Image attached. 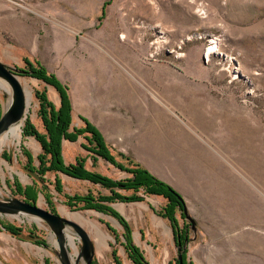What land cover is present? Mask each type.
<instances>
[{
	"label": "rangeland",
	"instance_id": "obj_1",
	"mask_svg": "<svg viewBox=\"0 0 264 264\" xmlns=\"http://www.w3.org/2000/svg\"><path fill=\"white\" fill-rule=\"evenodd\" d=\"M0 60L54 75L67 90L73 123L84 120L83 113L91 118L86 123H103L108 135H126L114 142L117 163L140 166L172 187L196 227L183 208L175 214L176 228L161 214L167 199L144 189L143 201L105 202L129 231L112 214L70 205L75 195L110 191L61 173H36L43 149L24 129L30 122L46 132L37 91L47 89L57 106L60 99L52 86L23 74L18 77L30 84L34 102L21 142L0 153V196L24 200L17 185L34 187L43 209L67 219L65 211L81 213L96 223L109 247L100 254L95 244L94 264H116L113 254L134 264L129 245L148 264H179L177 230L189 235L186 264H264V0H0ZM126 79L134 100L129 107L114 102V83ZM10 97L0 89V117ZM64 145L66 163L82 156L68 157V141ZM102 161L88 165L117 180L132 178L124 168L108 171ZM0 224L22 227L24 241L42 239L51 264H61L44 222L3 216Z\"/></svg>",
	"mask_w": 264,
	"mask_h": 264
},
{
	"label": "trees",
	"instance_id": "obj_2",
	"mask_svg": "<svg viewBox=\"0 0 264 264\" xmlns=\"http://www.w3.org/2000/svg\"><path fill=\"white\" fill-rule=\"evenodd\" d=\"M29 65L31 66L29 70L32 72V74L46 84L54 86L58 90L62 99V106L61 108L57 109L56 106L48 99L46 91L37 92V96L39 97L42 106L40 110V117L43 120L46 132L44 134L39 132L38 129L30 122H28L25 126V135L34 137L40 143L43 149V152L37 157L40 162V166L36 169V173L39 175H44L48 172H62L70 177L80 180H89L95 184H100L101 186L110 189L112 192L110 196H96L93 193L86 195H75L69 198L70 205L73 203H82L84 204L83 206L85 209H94L112 214L123 222L127 231H129V227L125 223L124 219L111 207L106 205L105 202L113 203L116 201H143L145 197L139 194L141 189L145 190L146 195L163 196L165 199H167L168 203L163 208L161 214H163V216L169 217L176 226L177 223L175 214L177 213L178 209L181 210L185 207L181 196L168 184L153 176L148 170L141 168L140 166H137L134 169H127L124 166L118 164L115 157L110 155L105 141L101 138L98 131L94 127H91L90 124L87 123L88 127L86 129L92 134V139L90 141L96 142L97 145L101 147V154L103 157L107 158L119 168L127 169L126 171L133 175L132 178L116 181L102 174L89 172L85 168L82 158L78 160L76 165H66L64 163L61 154V144L63 138L76 140L77 136L82 135L83 131L82 129L74 128L75 134L69 132L72 121V107L67 90L54 75H50L43 67H35L31 64ZM57 182H60L59 178H57ZM17 187L18 191L24 195L28 201H36L37 189L34 187L22 189L19 185H17ZM118 190L132 191L133 193L132 195H123ZM177 227L178 225L176 228ZM5 229L10 234L18 238H21L24 232L22 227H17L11 224L6 225ZM176 235H178V233H176ZM30 237L39 245H43L45 247L49 246L46 242L42 241V239L38 237H33L32 235ZM128 250V256L134 264H148L146 261H144L139 253V250L135 246L129 245ZM113 256L116 264H122L117 258V255L113 254ZM183 261L184 264H186L185 259H183ZM47 264L49 263L47 262Z\"/></svg>",
	"mask_w": 264,
	"mask_h": 264
},
{
	"label": "water",
	"instance_id": "obj_3",
	"mask_svg": "<svg viewBox=\"0 0 264 264\" xmlns=\"http://www.w3.org/2000/svg\"><path fill=\"white\" fill-rule=\"evenodd\" d=\"M25 71L12 68L0 60V79L5 80L12 89V102L0 118V135L8 130L10 126L24 118L26 113V95L23 86L18 81L17 76ZM2 194V189H0ZM183 214L191 222L192 229L195 230L196 222L189 215L185 206ZM0 216H13L17 218H34L46 224L52 236L56 239L57 250L54 251L61 264H93L95 257V243L87 231L78 223L71 221L60 214L41 208L36 202H28L17 197L0 196ZM73 229V231L70 230ZM73 233L80 241L81 247L76 256L72 255L67 233ZM190 239H187L182 249V244L178 240L180 254L179 264H184L183 251ZM49 247V246H48Z\"/></svg>",
	"mask_w": 264,
	"mask_h": 264
},
{
	"label": "crops",
	"instance_id": "obj_4",
	"mask_svg": "<svg viewBox=\"0 0 264 264\" xmlns=\"http://www.w3.org/2000/svg\"><path fill=\"white\" fill-rule=\"evenodd\" d=\"M4 63V62H3ZM114 84H116L115 88H116V93H117V98H116V104L118 106H131L134 102L133 100V95H131V93H133L132 89L130 87H128L127 85H124L122 82L116 81ZM101 103H104V101L101 99L100 100ZM107 107H105L106 109ZM141 115L140 117H142L143 113H142V108H139ZM73 111V109H72ZM158 114V113H157ZM117 117V118H116ZM120 117V115H112V120L114 119H118ZM1 118V117H0ZM82 118L85 119H91L90 117L86 116L85 114L82 113ZM106 118V114H104V112L100 113V119H105ZM82 119V121L80 122H75L73 123V112H72V130L73 128H78V129H85L87 128V123ZM119 120V119H118ZM103 123H101V125H98L97 123H94V126L91 125V127H94L98 133L100 134L101 138L105 141L108 149L110 150V152H113V148L117 145L114 142L115 141H123L122 139H125L127 136L126 135H122L119 132L117 133H110L109 135L107 134V132L105 131V129H103ZM117 127H119L120 125H116ZM123 127V126H122ZM90 137L91 134L89 132L84 133L82 136H79L78 138V142L75 143H69V150H71V155L73 154H77L78 153H82L83 157L87 158V168L88 169H92L88 164L89 162L91 163V166L93 167V161L91 159V156L88 155V152L84 151L83 148L81 147L82 144L87 145L88 144V140L86 139V137ZM110 144V145H109ZM117 150V149H116ZM118 151H123L120 148L118 149ZM85 154V155H83ZM126 161L128 163H130L132 161L131 158H127L125 156ZM102 160H97L95 162V164L101 162ZM103 162V161H102ZM121 163H123L122 166H127L124 161H121ZM107 170L113 173H117L118 167L111 165L110 163H107ZM132 177V175H131ZM26 201L27 198L25 197ZM28 202H33V201H28ZM156 209V208H155ZM53 212V211H52ZM3 217V216H0ZM9 225V224H0V264H47V262L49 264H51V259L48 255L44 254L43 251L41 250V247H45L43 245H39L37 244L33 239H30V241H24L21 238H18L16 236H13L12 234H10L6 229L5 226ZM49 248V247H46ZM95 255H96V247H95ZM95 258V257H94ZM94 264V261H93Z\"/></svg>",
	"mask_w": 264,
	"mask_h": 264
},
{
	"label": "bare ground",
	"instance_id": "obj_5",
	"mask_svg": "<svg viewBox=\"0 0 264 264\" xmlns=\"http://www.w3.org/2000/svg\"><path fill=\"white\" fill-rule=\"evenodd\" d=\"M215 44H214V46H215ZM213 48L214 47L211 46V48L208 51H212ZM17 79L21 83V85L23 86L24 91H25L26 113H25V116L23 119H21L19 122L15 123V124H13L12 126H10L7 131H5L2 135H0V153L3 151L4 147L10 146V145L15 144V143L19 144L21 142L22 135H23V126H24V123L27 119L29 109L31 108V106L33 105V102H34V96H33V93L31 91L30 84L22 81V79L18 76H17ZM119 82H122L123 84H125V83L130 82V81L126 79V80H122ZM0 89L11 95L9 102L6 105V107L8 108L12 102V89H11L10 85L5 80H2V79H0ZM56 94H57V92H56ZM21 177H22L23 182H25V183L28 182V177L25 174L21 173ZM44 203H45V201L42 198L40 200V205H42ZM41 208H43V207H41ZM65 212H66L69 220L78 223L82 227H85V226L88 227L89 235L94 240L96 247H97V251L100 254H103L105 252L106 248L109 247V245H108V239H109L108 234H106L96 223L87 219L83 214H81V213H68L67 211H65ZM166 231L170 232L169 228L166 227ZM54 238L55 237L53 236L52 239L54 240ZM67 239H68L70 249L72 251V255L76 256L78 251H79L78 243H77V237L73 233L70 232V233H67Z\"/></svg>",
	"mask_w": 264,
	"mask_h": 264
},
{
	"label": "flooded vegetation",
	"instance_id": "obj_6",
	"mask_svg": "<svg viewBox=\"0 0 264 264\" xmlns=\"http://www.w3.org/2000/svg\"><path fill=\"white\" fill-rule=\"evenodd\" d=\"M23 75H24V76H27V77H30V78H32V79H35V80H39L37 77H35V76L32 74V72H31L30 70L25 71V73H24ZM39 81H41V80H39ZM41 82H43V81H41ZM44 83H45V82H44ZM45 84H46V83H45ZM46 85H48V84H46ZM49 86H52V85H49ZM52 87L56 90V92H57V94H58V96H59V99H60V100H59V103H60V105L57 106L54 102H52V103L56 106L57 109H59V108H61V106H62V99H61V96H60L58 90H57L54 86H52ZM45 91H46V94H47V89H45ZM37 92H38V91H37ZM47 97H48V94H47ZM48 99H49V97H48ZM49 100H50V99H49ZM71 118H72V112H71ZM71 127H72V121H71ZM71 127H70L69 132L75 134V130H74V128H73V130H72ZM75 129H76V128H75ZM77 129H78V128H77ZM86 129H87V128H85L84 130L82 129V131H83V132H82V135H83L84 133L88 132ZM90 134H91V133H90ZM82 135H79V136H82ZM79 136H77V139H76V140H70V139L63 138V140H62V144H61V154H62V158H63L64 163H65L66 165H76L77 162H78V160H79L80 158H82V160L84 161V166H85V168H86L89 172L102 174L101 172L94 171L93 169H91V170L88 169V168H87V165H86V162H87L86 160H87V158H86V157H83V156H77L76 161H75L74 163H70V164L66 163V160H65V158H64V157H66V154H64V156H63V146H64V148H65L64 142H65V144H66L67 141H68V144H69V143H75V142H78V138H79ZM86 139L88 140V144H87V145L82 144L81 147L83 148L84 151L88 152V155H89V156H91V159H92V161L94 162L93 164H95V162H96L97 160H104L106 163H110L111 165L118 167L117 165H115L114 163H112L111 161H109L107 158H105V157L102 156V154H101V153H102V152H101V147L98 146L96 142H92V141H90V140L92 139V134H91L90 137H89V136L86 137ZM68 148H69V146H68ZM65 149H66V148H65ZM69 151H70V150H69ZM109 152H110V150H109ZM65 153H66V152H65ZM68 153H69V152H68ZM68 153H67V156H68V157L72 156L71 154L68 155ZM110 155H112L111 152H110ZM112 156H113V155H112ZM115 159H116V158H115ZM116 162H117V160H116ZM94 166H95V165H94ZM56 173H57V174H58V173H61V174H64V175L68 176L67 174L62 173V172H56ZM102 175H104V174H102ZM104 176H107V175H104ZM69 177H70V176H69ZM107 177H108V178H111V179H113V180L118 181L117 179H115V178H113V177H110V176H107ZM57 178H59V177L57 176ZM71 178H73V177H71ZM74 179H77V178H74ZM77 180H80V179H77ZM82 181L89 182V183H91V184L101 186L100 184H95V183H93V182H91V181H89V180H82ZM101 187H103V186H101ZM103 188H105V187H103ZM105 189H108V188H105ZM108 190L110 191V195H111V194H112L111 190H110V189H108ZM118 191H119L121 194H123V195H126V194H124L123 192H125V193L130 192V191H126V190H118ZM131 192H132V191H131ZM89 193H92V192L90 191ZM89 193H88V194H89ZM132 193H133V192H132ZM98 195H102V194H98ZM110 195H106V196H110ZM131 195H132V194H131ZM103 196H104V195H103ZM177 233H178V235H177V240H180L181 244L184 246L186 240L189 239L188 232L185 231L184 233H182V231L177 230Z\"/></svg>",
	"mask_w": 264,
	"mask_h": 264
}]
</instances>
